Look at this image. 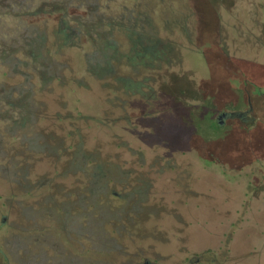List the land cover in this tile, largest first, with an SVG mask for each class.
I'll list each match as a JSON object with an SVG mask.
<instances>
[{
    "label": "rangeland",
    "instance_id": "obj_1",
    "mask_svg": "<svg viewBox=\"0 0 264 264\" xmlns=\"http://www.w3.org/2000/svg\"><path fill=\"white\" fill-rule=\"evenodd\" d=\"M146 261L264 264V0H0V264Z\"/></svg>",
    "mask_w": 264,
    "mask_h": 264
},
{
    "label": "flooded vegetation",
    "instance_id": "obj_2",
    "mask_svg": "<svg viewBox=\"0 0 264 264\" xmlns=\"http://www.w3.org/2000/svg\"><path fill=\"white\" fill-rule=\"evenodd\" d=\"M250 98H251V96L249 94V96H248L249 107L247 109H239V110L237 109V110H231V111H223V112L233 113L232 116H228L227 118L223 119V123L225 122L226 119H230V118H239L241 121H253L254 117L251 114L254 111V107H253V105H252V103L250 101ZM222 113H220V114H222ZM220 114L217 117V120L219 122L222 121V120L219 119L220 118L219 117ZM145 264H150V263H148L146 261Z\"/></svg>",
    "mask_w": 264,
    "mask_h": 264
},
{
    "label": "water",
    "instance_id": "obj_3",
    "mask_svg": "<svg viewBox=\"0 0 264 264\" xmlns=\"http://www.w3.org/2000/svg\"><path fill=\"white\" fill-rule=\"evenodd\" d=\"M233 115V113H229V112H223L222 114H220V120H222V121H220L219 123L220 124H222L223 123V119H225V118H227L228 116H232Z\"/></svg>",
    "mask_w": 264,
    "mask_h": 264
}]
</instances>
